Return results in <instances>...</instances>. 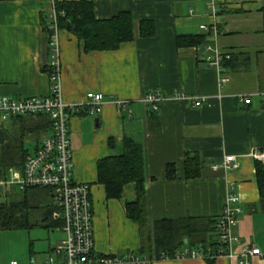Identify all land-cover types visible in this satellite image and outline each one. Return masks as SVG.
<instances>
[{"label":"crops","instance_id":"obj_1","mask_svg":"<svg viewBox=\"0 0 264 264\" xmlns=\"http://www.w3.org/2000/svg\"><path fill=\"white\" fill-rule=\"evenodd\" d=\"M82 1L91 3L95 21L123 13L129 16L133 30L130 41L119 42L113 49L89 51L64 28L57 31L61 102L80 103L87 92L99 93L103 101L98 114L72 116L67 123L71 180L89 189L94 251L100 255L137 253L139 248L137 226L123 212L124 204L134 199L133 184L121 186L119 199H106L96 181V162L118 157L125 138L141 149L148 222L215 220L223 199L233 196L235 203L230 206L239 207V213L231 233L238 244L263 253L264 211L257 202L255 161L249 153H264V0ZM47 7L46 0H0V96L47 95V47L42 29V22L48 21ZM146 23L152 25L151 35L136 34ZM202 25H212L215 35L199 30ZM186 36L208 41L218 52L228 54L221 71L203 66L201 43L185 45L182 37ZM149 91L163 99L154 112L140 102ZM239 96H247V104L238 102ZM191 98L202 100L198 108L190 107ZM113 100L125 101V110L117 112ZM23 118L0 122V130L11 129L22 120L29 123L39 134L29 151L19 147L29 153L50 131L45 122L43 126L38 123L46 121L44 116ZM184 155L198 159L197 177L183 178ZM225 156L232 157L234 168L213 167ZM166 165L172 168L169 179L165 178ZM54 244L47 243L26 258L39 264ZM247 263L264 264V258L249 257ZM151 264L237 263L218 257Z\"/></svg>","mask_w":264,"mask_h":264},{"label":"built area","instance_id":"obj_2","mask_svg":"<svg viewBox=\"0 0 264 264\" xmlns=\"http://www.w3.org/2000/svg\"><path fill=\"white\" fill-rule=\"evenodd\" d=\"M47 7V31L45 35L47 57L44 64V74L47 81V95L44 97L9 98L0 96V122L15 117L44 116L49 122V133L42 138L38 147L27 153L19 168H8L5 175L0 179V193L5 196L9 188L17 192L31 189L46 191L50 198L52 211L51 221L57 223L53 228L59 233V239L50 251L43 255L39 264H151L157 261L199 259L211 261L218 257L226 260H235L237 264H248L249 257L264 258L254 246L240 245L235 235L231 233L236 223L239 207H231L235 203L233 196L223 199L221 210L213 223L214 245L211 247L187 248L184 245L176 253L167 257L165 253L156 254L155 258L146 259L143 255L133 252H121L112 254H97L93 249L92 236V212L89 199V189L84 183H75L71 180L70 172V149L67 133L69 117H92L98 114L102 106V98L99 93H84L80 103L64 104L60 99V73H59V47L57 46V31L53 9L54 0H46ZM212 4H207L211 15L215 14ZM61 16V13H58ZM199 30L208 33L210 37L215 35L212 25L198 26ZM200 60L206 68L221 71V64L228 60V54L218 52L216 47L208 41L200 44ZM224 83V79L218 80ZM219 85V84H218ZM161 97L154 91L144 93L140 102L145 104L149 111L154 112ZM201 99L191 98L188 101L190 107L198 108ZM237 101L247 104L248 97L239 96ZM117 112L126 108V102L121 100L112 101ZM251 159L262 162L264 153L250 152ZM224 170L234 168L232 157L225 156L213 167ZM238 251L234 252V247ZM7 264H17L8 261ZM27 264H34L31 258Z\"/></svg>","mask_w":264,"mask_h":264},{"label":"trees","instance_id":"obj_3","mask_svg":"<svg viewBox=\"0 0 264 264\" xmlns=\"http://www.w3.org/2000/svg\"><path fill=\"white\" fill-rule=\"evenodd\" d=\"M53 9L55 15V25L58 29H65V23L68 27L65 29L76 39H79L83 44V50H103L113 49L117 44L130 41L133 37L131 30V20L128 15L118 13L114 18L104 21H95L92 18L91 3L85 1H53ZM61 13V16L58 15ZM43 20V19H42ZM44 21V20H43ZM42 29L44 33L49 34L46 24L42 22ZM139 36H150L152 33V25L146 23L143 28H138ZM185 45L196 46L202 41L198 37H182ZM21 118L22 117H15ZM30 118V117H29ZM45 122V123H44ZM40 123V122H38ZM47 126L49 122L42 120ZM24 133V132H23ZM21 133V135L23 134ZM122 152L118 157H108L96 162V181L102 185L104 196L106 199H119V192L121 186L131 183L133 184L134 199L131 203L124 204V217L137 227V236L139 241V248L137 253L143 255L146 259L156 257V254L163 252L170 258L183 245L187 248H205L214 245L213 223L214 220L204 219H183L182 220H155L148 222L145 219L143 206V190L144 179L142 175L141 166V149L139 144H135L128 139L121 140ZM20 151L16 158L7 163V167L1 169L0 179L5 175L8 168H19L25 152ZM7 158V157H6ZM8 159V158H7ZM11 159V158H9ZM254 184L257 194V202L264 211V159L262 162L253 163ZM200 163L195 155H184L182 160L183 178L190 179L198 176ZM165 178L171 177V166L166 165ZM24 190L18 192L15 196L6 193L4 201L0 202V231L5 230H19L32 227H52L57 223L51 221L50 213L52 206L45 210L40 222L35 226L27 225V201ZM47 195V193H46Z\"/></svg>","mask_w":264,"mask_h":264},{"label":"rangeland","instance_id":"obj_4","mask_svg":"<svg viewBox=\"0 0 264 264\" xmlns=\"http://www.w3.org/2000/svg\"><path fill=\"white\" fill-rule=\"evenodd\" d=\"M25 117V116H24ZM30 117V116H27ZM23 118V117H22ZM40 122V121H39ZM41 123V122H40ZM3 127L5 123L2 124ZM30 124L24 123L22 120L19 124H14L8 128V130L1 129L0 133V167L4 169L7 167V163L11 160L14 162L19 161L16 156L20 152L17 147L21 146V149L27 151L30 150L32 140H37L39 134L33 127H29ZM24 132V133H23ZM21 133H23L21 135ZM21 136V137H20ZM8 159H7V158ZM11 158V159H9ZM10 161V162H11ZM7 170V169H6ZM11 196L18 194L14 188H9ZM29 199L27 201V225L35 226L40 222L45 210L51 208V200L46 195V191L41 189H27L24 194ZM5 198L1 196L0 202ZM39 225V224H38ZM58 231H55L52 227L42 228L39 226L32 228H25L19 230H5L0 231V264H7L8 261H15L17 264H24L27 259V254H33L43 249L45 244H54L59 239ZM56 241V242H55ZM31 246V248H30Z\"/></svg>","mask_w":264,"mask_h":264},{"label":"water","instance_id":"obj_5","mask_svg":"<svg viewBox=\"0 0 264 264\" xmlns=\"http://www.w3.org/2000/svg\"><path fill=\"white\" fill-rule=\"evenodd\" d=\"M68 27V24L67 23H65V29Z\"/></svg>","mask_w":264,"mask_h":264}]
</instances>
